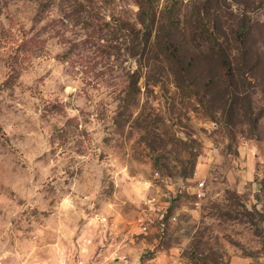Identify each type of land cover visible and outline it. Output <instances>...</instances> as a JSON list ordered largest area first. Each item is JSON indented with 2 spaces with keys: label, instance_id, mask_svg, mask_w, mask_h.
I'll return each mask as SVG.
<instances>
[{
  "label": "rangeland",
  "instance_id": "rangeland-1",
  "mask_svg": "<svg viewBox=\"0 0 264 264\" xmlns=\"http://www.w3.org/2000/svg\"><path fill=\"white\" fill-rule=\"evenodd\" d=\"M139 1L0 0V264H264V0H182L232 81L143 50Z\"/></svg>",
  "mask_w": 264,
  "mask_h": 264
},
{
  "label": "trees",
  "instance_id": "trees-1",
  "mask_svg": "<svg viewBox=\"0 0 264 264\" xmlns=\"http://www.w3.org/2000/svg\"><path fill=\"white\" fill-rule=\"evenodd\" d=\"M138 5V19L144 29L142 33L143 50L147 48L155 51L170 67L171 73H178V70L174 68L179 69V72H189L192 65L189 53L192 45L195 50L204 55L206 60H220L215 72L222 79L232 81L233 70L228 52L229 47L217 37L215 30L211 29L210 20L209 23L203 20L200 13L196 20H181L182 0L167 2L164 10L160 12L158 0H140ZM65 55L67 57V54ZM184 81L181 79L178 83L182 90H185L187 86ZM211 85L210 80L204 82L207 91H210ZM235 116L236 112H234Z\"/></svg>",
  "mask_w": 264,
  "mask_h": 264
},
{
  "label": "built area",
  "instance_id": "built-area-1",
  "mask_svg": "<svg viewBox=\"0 0 264 264\" xmlns=\"http://www.w3.org/2000/svg\"><path fill=\"white\" fill-rule=\"evenodd\" d=\"M202 185V184H201ZM88 243H90L91 241L89 240V241H87ZM80 247V246H79ZM78 251H79V253H83V254H85L86 253V251H87V249H86V246H83V247H81V248H78ZM71 253V252H70ZM64 264H89V262H88V260L87 259H85L83 256L82 257H80V258H78V259H76L75 257H74V254H70L69 255V257L67 258V260L66 261H64Z\"/></svg>",
  "mask_w": 264,
  "mask_h": 264
},
{
  "label": "crops",
  "instance_id": "crops-1",
  "mask_svg": "<svg viewBox=\"0 0 264 264\" xmlns=\"http://www.w3.org/2000/svg\"><path fill=\"white\" fill-rule=\"evenodd\" d=\"M252 259L247 256H233L232 264H251Z\"/></svg>",
  "mask_w": 264,
  "mask_h": 264
}]
</instances>
